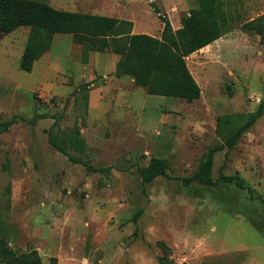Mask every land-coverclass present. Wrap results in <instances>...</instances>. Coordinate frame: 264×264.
Wrapping results in <instances>:
<instances>
[{"label":"rangeland","instance_id":"obj_1","mask_svg":"<svg viewBox=\"0 0 264 264\" xmlns=\"http://www.w3.org/2000/svg\"><path fill=\"white\" fill-rule=\"evenodd\" d=\"M37 1L98 15L127 9L141 15L130 20L152 31L160 24L153 4L173 27L199 6V0ZM220 1L237 8L241 22L264 13V0ZM44 35L29 26L0 31V122L18 117L0 135V236L17 252L37 249L44 264L52 257L57 264H159V240L178 263L264 264V115L227 158L226 149L216 153L212 172L215 180L240 176L255 198L234 181L183 180L221 141L220 115L254 112L264 101L260 37L235 27L189 55V63L206 72L201 97L188 102L150 95L130 75L89 80L82 46L72 35L56 34L41 52ZM27 53L33 57L30 72L21 66ZM96 55L108 70L113 67L110 55ZM92 90L101 92L104 105L97 111L104 114L90 116ZM51 129L66 151L86 163L54 147ZM155 157L167 174L145 185L141 170Z\"/></svg>","mask_w":264,"mask_h":264},{"label":"trees","instance_id":"obj_2","mask_svg":"<svg viewBox=\"0 0 264 264\" xmlns=\"http://www.w3.org/2000/svg\"><path fill=\"white\" fill-rule=\"evenodd\" d=\"M154 12L163 23L161 36L147 33H134L132 20L110 17L92 13L57 9L46 2L37 0H0V31L9 33L18 27L29 26L34 30H44V39L40 45L41 52L50 49L56 34L72 35L73 41L82 46V62L89 61L90 52L109 51L120 56L114 74L117 77L130 75L134 83L144 86L150 95L173 97L193 102L201 97L202 90L192 74L187 57L213 43L224 34L239 27L249 35H258L264 44V13L256 18L241 22V14L230 4L224 7L220 0H199V6L193 7L181 17V27L174 29L168 14H163L154 4ZM34 36L29 37V45ZM31 47L28 48V50ZM27 50V52H28ZM22 68L30 72L33 57L28 53L22 60ZM264 115V101L258 109L245 114H222L217 120V134L221 141L210 147L199 163L197 171L184 178L186 185L198 182L202 185H217L222 182H235L241 189L248 190L253 198L254 190L240 176L221 175L213 178L216 153L226 149V158L236 147L242 136L248 132ZM14 117L0 122V135L3 127L17 121ZM50 143L67 154L71 160L86 163L75 157L59 143L53 129L49 134ZM95 172L110 171V168L90 166ZM167 170L160 158L152 159L149 167L141 170L142 182L150 184ZM264 203V198L259 197ZM143 213L139 209L133 220L137 221ZM157 245L163 254L159 264L178 263L171 257V247L159 240ZM0 263L3 264H44L37 249L17 252L4 237L0 236ZM51 264H57V258H51Z\"/></svg>","mask_w":264,"mask_h":264},{"label":"crops","instance_id":"obj_3","mask_svg":"<svg viewBox=\"0 0 264 264\" xmlns=\"http://www.w3.org/2000/svg\"><path fill=\"white\" fill-rule=\"evenodd\" d=\"M118 11L120 12V14H118V15L112 14V15H104V16L117 17V18L128 19V20L135 19V18L138 19L141 17V15L138 12H133V11H130L127 9L124 11L119 9ZM122 12H124V13H122ZM169 15H171V14H169ZM132 21L134 23V26H133V32L134 33H147V34H150L153 36H159V37L161 36V32L163 30V23L161 21L159 24V29L157 31H152L149 27H143L140 24H138L135 20H132ZM179 27H181V23H179L177 21V24H175L174 29H178ZM208 47H209V45L198 50V51H196V52H194L188 58L195 56L196 53L205 51L206 48H208ZM97 53H106L107 55H110V56L106 57V58H109L110 61L112 62L113 67H110V70L107 69V67L105 65V61L103 60V62H102V60H101L102 57H100V59H97V57H99L96 55ZM119 58H120L119 55L112 53V52H108V51L107 52H98V51L90 52L89 61L87 63H85V65L87 66L88 79L94 80L97 77H103V78L106 77L107 73L113 74L116 70V64H117ZM187 63H188V66H189L192 74L194 75L195 79L197 80L199 85L202 87L201 82L204 81L202 77L205 74L204 72H206L205 68H202L199 64L198 65L190 64L188 60H187ZM111 77H115V75L113 74ZM123 78H124V76L115 77L116 80H122ZM132 80H134V79H132ZM93 91L94 90L91 91V94H90L89 100H88V110H89L90 116H94L97 113L98 114L99 113L104 114V112L102 110L100 112L97 111V110L102 109L101 104L104 105V102L101 103V98H103V96L100 94L101 92L94 93Z\"/></svg>","mask_w":264,"mask_h":264}]
</instances>
